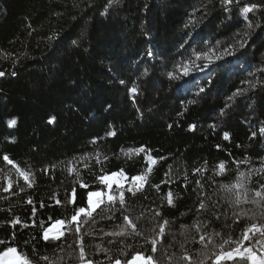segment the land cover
<instances>
[{
    "label": "trees",
    "instance_id": "trees-1",
    "mask_svg": "<svg viewBox=\"0 0 264 264\" xmlns=\"http://www.w3.org/2000/svg\"><path fill=\"white\" fill-rule=\"evenodd\" d=\"M0 72V251L246 264L264 232V0H0ZM120 170L143 176L123 205L72 221Z\"/></svg>",
    "mask_w": 264,
    "mask_h": 264
},
{
    "label": "rangeland",
    "instance_id": "rangeland-1",
    "mask_svg": "<svg viewBox=\"0 0 264 264\" xmlns=\"http://www.w3.org/2000/svg\"><path fill=\"white\" fill-rule=\"evenodd\" d=\"M114 172H119V171H114ZM114 172H112V173H114ZM112 173H110V174L108 173V175H106V176H111ZM132 178L133 177H129L124 173L123 176L112 177V179L108 180L106 183L104 182L105 186L103 189L90 190L92 192L99 193V195L93 196L91 198V204L89 203L88 195H86V197H85L87 199V206L85 207L86 212L93 210L103 200L104 201H110L108 199L109 196L114 197V196L118 195L119 192L123 190V187L125 185L124 183L128 182L129 185L130 184L136 185V184H138V182L141 181V180L134 181ZM108 184H111V188H109L107 186ZM88 192L89 191H87V193ZM62 224L63 223L57 224V220H56L51 225H49V227L46 228V229H49L48 238H55V237L59 236L62 233V231H61V227H62L61 225ZM44 231H43V234H44ZM250 244L251 245L248 246L247 248H243L241 250L239 249L241 256L244 258V260H246V264H251V261L247 258L249 249H251L258 257H264V232L258 234L256 239ZM239 250H237V253L239 252ZM134 256L138 257L137 259H135L134 264H152V262L148 261V258H145L141 254H138V255L136 254ZM17 257H18V259H17ZM133 257L130 260L126 261L125 264H128L129 261H132ZM9 261H10V264L25 263L24 258H22V256H20V254L17 252L9 255ZM0 264H4V261H0ZM76 264H92V263H90L89 261H82V262H79ZM113 264H116V262H114Z\"/></svg>",
    "mask_w": 264,
    "mask_h": 264
},
{
    "label": "snow or ice",
    "instance_id": "snow-or-ice-1",
    "mask_svg": "<svg viewBox=\"0 0 264 264\" xmlns=\"http://www.w3.org/2000/svg\"><path fill=\"white\" fill-rule=\"evenodd\" d=\"M229 3H231V0H229ZM250 11H252L251 8H245V9H244V12H245V13L250 12ZM73 43H75V41H73ZM240 47L243 48V47H244V44L241 43ZM224 54H226V55H234L235 53H234V51H231L229 48H225V49H224ZM199 55H200V54L197 53V58H199ZM217 59H223V55L220 56V57H217ZM3 75H4V73H3V72H0V76H3ZM183 75H189V72H188L187 70H185V71L183 72ZM169 76H170V78H171V77H172V73H169ZM121 83H123V81H121ZM132 91H135V89H132ZM200 91H203V89H200ZM108 107H111V106L109 105ZM55 119H56L55 116H51V117H49L48 122H49V123H54V122H55ZM8 123H9V126H10V127H11V126H15V124H16V120H15V119H12V120H10ZM169 127H171V125H169ZM189 127H190V129H194V128H195V125H190ZM106 134H107V135H115V133H114V132H111V131L108 132V133H106ZM253 135H255V133H254ZM224 139H225V140H228V139H229V134H228V133H224ZM217 147H219V145H218ZM139 151H144V149L141 148ZM4 159H8V157L5 155V156H4ZM146 159H147V158H146ZM148 163H149V169H148V170L150 171V165H151V163H155V158H152L151 160H149ZM219 166H220L221 168H223V163H221ZM123 175H124L123 170H120L119 172H114V173H112L111 176H101V177H98V179H100L102 182H105V183H106L108 180L112 179V177L123 176ZM25 179H27V177H25ZM132 179H133L134 181L142 180V179H143V176H135V177H133ZM107 186H108L109 188H111V184H108ZM81 187L86 188L87 185L81 184ZM75 191H76V190L73 189V194H75ZM128 191H129V192H132V194L135 195V192H134L131 188L128 189ZM87 195H88V198H89V203L91 204V198H92L93 196H97V195H99V193L89 191V192L87 193ZM257 195H259V193H257ZM170 196H171V193H169V197H170ZM108 199L111 201V200H114L115 197H113V196H109ZM119 199H120V203L123 205V203H124V192H123V191H120V193H119ZM28 202L31 203V198H29V201H28ZM57 203H59V201H57ZM169 203H171V199H169ZM201 206H203V205H201ZM81 213L90 214V213H87V212H86L85 207H79L78 210L76 211V214L72 216L71 220H72V221H76V220H77V217H78L79 214H81ZM124 219H125L126 221H128V223L131 225L133 231H135V229H136L135 224H132V222L129 220V218H128L127 216H124ZM19 222H20L19 219H17V220H15V221H13L12 223L15 225V224H18ZM61 223H63V221L57 220V224H61ZM48 231H49V229H46V230L44 231L43 239H45V240L48 239ZM246 238H247V237H246ZM0 243H3V242L0 241ZM153 243H155V242H153ZM16 252H17V250H16L15 248L7 247L6 249L0 251V261H4V264H10V261H9V255H10V254H14V253H16ZM230 255H231V254H229V256H230ZM137 258H138V257L134 256V257H133V260H132V261H129L128 264H134V261H135V259H137ZM247 258L251 261V264H264V257H258V256H257V255L251 250V249L248 250V257H247ZM17 259H18V257H17ZM218 259H223V257H220V258H218ZM148 261L151 262V257H148ZM116 264H120V262L117 261Z\"/></svg>",
    "mask_w": 264,
    "mask_h": 264
},
{
    "label": "built area",
    "instance_id": "built-area-1",
    "mask_svg": "<svg viewBox=\"0 0 264 264\" xmlns=\"http://www.w3.org/2000/svg\"><path fill=\"white\" fill-rule=\"evenodd\" d=\"M25 260V263H21V264H27L28 263V260L27 259H24Z\"/></svg>",
    "mask_w": 264,
    "mask_h": 264
}]
</instances>
